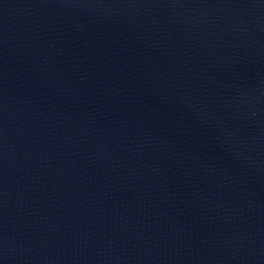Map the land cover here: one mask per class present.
<instances>
[{"label":"water","instance_id":"water-1","mask_svg":"<svg viewBox=\"0 0 264 264\" xmlns=\"http://www.w3.org/2000/svg\"><path fill=\"white\" fill-rule=\"evenodd\" d=\"M0 264H264V0H0Z\"/></svg>","mask_w":264,"mask_h":264}]
</instances>
